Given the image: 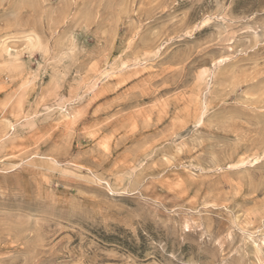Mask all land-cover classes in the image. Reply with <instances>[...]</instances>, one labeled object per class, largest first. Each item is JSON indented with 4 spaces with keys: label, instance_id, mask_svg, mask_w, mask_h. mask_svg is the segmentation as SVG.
Listing matches in <instances>:
<instances>
[{
    "label": "rangeland",
    "instance_id": "374dc122",
    "mask_svg": "<svg viewBox=\"0 0 264 264\" xmlns=\"http://www.w3.org/2000/svg\"><path fill=\"white\" fill-rule=\"evenodd\" d=\"M0 264H264V0H0Z\"/></svg>",
    "mask_w": 264,
    "mask_h": 264
}]
</instances>
